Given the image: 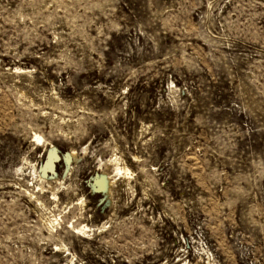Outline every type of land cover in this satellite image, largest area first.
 Instances as JSON below:
<instances>
[{"label": "rangeland", "instance_id": "rangeland-1", "mask_svg": "<svg viewBox=\"0 0 264 264\" xmlns=\"http://www.w3.org/2000/svg\"><path fill=\"white\" fill-rule=\"evenodd\" d=\"M0 264H264V0H0Z\"/></svg>", "mask_w": 264, "mask_h": 264}, {"label": "bare ground", "instance_id": "bare-ground-1", "mask_svg": "<svg viewBox=\"0 0 264 264\" xmlns=\"http://www.w3.org/2000/svg\"><path fill=\"white\" fill-rule=\"evenodd\" d=\"M73 155L74 152L67 151L63 153L62 157H60V155H58L57 153L56 148L51 144L50 149L48 151V156L46 158V162L45 164L42 163L41 165V174L45 175V173L48 171L54 172L55 162L58 158H60V160L63 159L67 164H69ZM90 181L92 187L97 188L99 191H107L109 188L110 179L107 176V174L104 172L97 173L96 175L93 176V178Z\"/></svg>", "mask_w": 264, "mask_h": 264}]
</instances>
